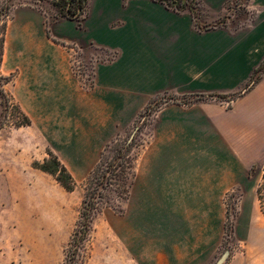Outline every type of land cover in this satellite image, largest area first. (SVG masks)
I'll use <instances>...</instances> for the list:
<instances>
[{
  "label": "crops",
  "instance_id": "0c3cea01",
  "mask_svg": "<svg viewBox=\"0 0 264 264\" xmlns=\"http://www.w3.org/2000/svg\"><path fill=\"white\" fill-rule=\"evenodd\" d=\"M203 1L219 11L229 0ZM183 6L92 0L80 25L67 18L55 25L59 43L47 36L38 12H18L0 66L7 79L4 92L39 128L40 142L51 144L75 174H88L95 166L113 118L127 121L164 94L179 99L159 113L151 144L137 161L143 246L131 254L135 264L214 263L223 250L225 216L215 221L201 208L222 206L224 192L240 184V144H250L245 161L250 186H239L244 198L235 247L224 264H264V214L249 179L250 169L264 164V75L247 89L264 63V0H250L247 11L257 17L240 29L230 23L205 28L206 22L199 24ZM69 45L97 48L111 57L95 65V87L84 88L73 76ZM238 92L232 110L208 99ZM190 96L199 100L180 102ZM29 127L0 138V192L7 197L27 186L32 170L27 145L35 140ZM16 143L22 151L15 150ZM38 170L39 177L43 171ZM46 186L45 178L39 185L43 200ZM15 209L13 215V206L0 202L5 239L12 223L23 221L25 206ZM210 220L220 223L216 233L209 230Z\"/></svg>",
  "mask_w": 264,
  "mask_h": 264
},
{
  "label": "rangeland",
  "instance_id": "374dc122",
  "mask_svg": "<svg viewBox=\"0 0 264 264\" xmlns=\"http://www.w3.org/2000/svg\"><path fill=\"white\" fill-rule=\"evenodd\" d=\"M164 1L170 3L171 0ZM91 2L92 0L87 1L86 12L80 17V21L87 16ZM177 2H182L185 8L192 12L199 24L206 22L205 28L225 26L230 23L232 28L240 29L243 24L252 19L254 21L257 17L256 14H249L247 11L250 0H229L219 11L211 9L203 0H178ZM21 11L38 12L42 16V25L47 31V36L59 43L55 38L54 28L66 18L61 16L53 0H0V66L3 60L1 53H4L8 31L14 25L17 13ZM2 40L4 41L3 50ZM69 47L70 62L72 63L73 56H78L84 66V78H77L74 74L73 76L84 88L87 85L90 89L95 87V65L111 57L97 48L83 49L72 45ZM263 65L253 82L263 77ZM1 74L0 72V138L6 135L22 134L24 131H19V127L30 126L26 129L27 134L32 135V139L35 140L27 145L32 152V170L28 175L26 189L10 191V197H7L5 192H0V202L12 205L13 215H16V206L19 204L25 206L23 221H16L11 225V236L7 239L3 237V234L0 236V264H135L131 254L136 251V248L143 246L139 238L143 227H140L141 224L137 222L139 215L136 200L137 161L151 144L159 113L169 103L174 102L168 101L167 98L170 96L173 99L174 96L164 94L156 97L147 108L138 112L135 117L128 118L127 121L120 122L113 118L108 142L95 164L99 170L98 178H94L95 166L88 174L71 173L75 168L67 167L51 144L40 142L39 128L31 126V121L26 123L28 117L23 114L12 96L4 92L3 87L7 80ZM232 95L234 94L213 96V99L227 110H232L234 103L241 96L232 98ZM249 146L248 143L240 144V184L235 185V189L224 192L222 206L201 208V211L206 210L209 218L215 221L221 213L224 212L223 216H225L223 250L213 264H216L225 252L231 253L235 247V225L240 204L244 198L239 186L245 189L250 186L247 184L245 163L251 148ZM15 150L22 151L23 145L16 143ZM51 153L59 158L71 174L75 184L73 192L66 191L56 177L36 167V164L49 160ZM36 168L42 172L39 177L36 176ZM45 178L47 186L42 194L46 195V200H43L40 198L39 185L44 184ZM88 194V199L96 202L99 212L95 217L90 238L84 241L74 254L70 249ZM43 204L47 205L46 211L43 209ZM36 206L40 208L38 213L35 212ZM213 220H210L208 227L211 233H216L220 223ZM144 229H148L146 225Z\"/></svg>",
  "mask_w": 264,
  "mask_h": 264
},
{
  "label": "trees",
  "instance_id": "16d2710c",
  "mask_svg": "<svg viewBox=\"0 0 264 264\" xmlns=\"http://www.w3.org/2000/svg\"><path fill=\"white\" fill-rule=\"evenodd\" d=\"M53 1H54V4L59 9L61 16L68 18V19L79 21V25H80L79 19L86 12L88 0H53ZM156 1L165 2L164 0H156ZM177 1L178 0H171L170 3H166V4L167 6L171 7L172 5L177 3L174 5V7L176 9H179L180 6L181 7L183 6V3L182 2L179 3ZM3 43L4 41L2 40L1 42L2 50H3ZM2 56H3V53H1V58ZM259 79L260 78H257L254 82L257 83ZM254 82L253 80H251V82L247 85V89L249 88V85H251L252 87ZM241 94L242 92H238L237 94H234L231 97L237 98ZM210 97H213V96H209L208 99ZM167 99L168 101L169 100L171 101L173 100L174 102L179 101L178 98L173 97L172 99L170 98V96ZM204 99L205 98H201V100H204ZM197 100L199 99L198 98L196 99L195 97L190 96V97L182 98L180 102L185 105H191ZM29 122L30 120L27 119L26 123L28 124ZM36 167L42 170L43 172L49 173L53 175L54 177H56L57 181L63 186V188L66 191L68 192L74 191L75 184H74L73 178L71 174L68 172L67 168L61 163V161L56 155L51 153L49 160H46L42 164H36ZM96 168L93 172V175H95L94 178H98L97 176L98 174L97 172L99 171L98 166ZM249 179H251L256 184V194H257V197L260 203L261 210L264 214V164L262 165L255 164L250 169ZM88 198H89V194L87 195V199L84 202V205L81 211V219L78 222V228L76 230L74 240L72 242L73 244L70 249V251H73L74 254H76V252L78 251V248L82 245V243L84 241H87L90 238L95 217L97 216L99 212V208L96 205V202ZM72 247H74V249Z\"/></svg>",
  "mask_w": 264,
  "mask_h": 264
},
{
  "label": "built area",
  "instance_id": "2783aa9c",
  "mask_svg": "<svg viewBox=\"0 0 264 264\" xmlns=\"http://www.w3.org/2000/svg\"><path fill=\"white\" fill-rule=\"evenodd\" d=\"M71 65H72L73 74L77 78H81V77L84 78L85 77L84 76V66H83V62L80 60V57L73 56V60H72ZM86 87L89 88V85H87Z\"/></svg>",
  "mask_w": 264,
  "mask_h": 264
},
{
  "label": "water",
  "instance_id": "95a60500",
  "mask_svg": "<svg viewBox=\"0 0 264 264\" xmlns=\"http://www.w3.org/2000/svg\"><path fill=\"white\" fill-rule=\"evenodd\" d=\"M230 256V251L224 253V255L218 260L216 264H224Z\"/></svg>",
  "mask_w": 264,
  "mask_h": 264
}]
</instances>
